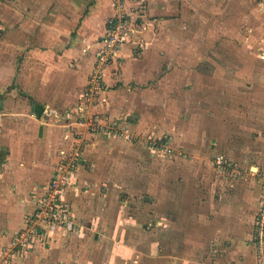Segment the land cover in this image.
Segmentation results:
<instances>
[{"label": "rangeland", "instance_id": "obj_1", "mask_svg": "<svg viewBox=\"0 0 264 264\" xmlns=\"http://www.w3.org/2000/svg\"><path fill=\"white\" fill-rule=\"evenodd\" d=\"M38 1L47 4L42 8L35 3L26 7L19 6L20 0H0V66L15 63L20 69L31 72L30 64L25 65L29 61L26 59L28 51L36 47L43 50L53 32H57L56 39L67 46L66 38L77 30L81 14L91 10L90 6L98 0H78L76 8L71 7L72 0ZM55 1L60 2L57 7L52 6ZM148 1L112 0L116 10L107 18L105 26L107 31L109 20L116 13H129L135 32L128 42L136 37L132 46L137 45L139 32L150 26L153 30L150 31L149 50L145 51L147 42L140 43L141 49L132 56L118 55L101 63L104 73L109 69L114 73L123 71L128 60L136 58L135 66L139 65L143 72L141 79L134 78L123 93L124 96L127 93V98L116 96L118 101H113L114 104L108 93L112 87H108L106 80L101 92H87V84L79 100L81 116L74 121H61V131L65 136L70 130L68 142L72 141V147L77 145L81 149V164L91 163L98 169L99 179L106 187L104 194L117 195L115 212L135 215L132 224L126 225L125 240L120 239L117 247H127L129 251L134 250V254H138L139 249H150L146 256L163 247L166 253L161 261L151 256L144 259V256L133 255L124 260V264H245L244 261L262 264L260 248L264 250V230L258 234L259 240H255V232L258 219L264 216V0H167L169 10L164 14L152 13ZM98 39L86 52L95 54L96 64L100 60L98 51L104 49ZM76 91L78 96L81 90ZM65 107L62 105L61 109ZM21 114L24 118L19 115L15 120H24V127L34 129L31 127L36 120L34 122L29 112L22 111ZM90 121L97 123L91 125ZM124 121L135 124L137 132H131L133 137L139 133L138 138L125 140L124 135L116 133L118 123L123 125ZM155 127L157 133L165 137V150H152L145 144ZM170 148L176 151L175 154ZM219 153L224 154L232 165L217 164L215 157ZM9 166L15 174L16 165ZM1 168L0 172H3ZM190 178L201 183L198 187L201 195L194 202L197 210L202 211L204 206L206 210L216 208L224 202L230 208L237 204L245 215L252 213L250 220L254 234H241L246 239V248L238 242L236 246L230 243L228 250L212 249L213 243L205 241L207 234L200 225L204 222L202 216L200 222L196 220L198 230L196 224L192 230L188 229L189 211L186 208L191 203L188 207L187 199L181 201L178 194L189 193ZM178 179H182L181 190L176 184ZM14 183L9 186L12 192L10 219L5 221L9 225L15 214L22 215L26 208L21 202L24 187ZM90 185L87 183L83 187V190L88 188V192L81 190L75 194L86 192L91 202L96 200L98 191L94 188L101 190V184H93V189ZM41 188L43 185H38L34 192L40 194ZM121 204L126 206L121 207ZM160 213L164 217L159 218ZM72 215L75 224L88 227L80 214L72 212ZM17 218L19 225L12 238L29 223L27 219L25 226L19 229L23 217ZM161 219L162 227L170 225L166 226V232L158 227ZM175 222L178 223L176 233L172 227ZM143 225L150 227L144 229L147 242L144 238L142 242L139 240ZM242 225L249 229L246 222ZM115 230L121 232L117 227ZM48 233L46 238L53 235V230L50 232L49 229ZM95 233L90 232L92 239ZM174 236L177 238L175 246L180 248L175 250L180 254L176 260L170 257L174 253ZM43 239L44 236L41 241ZM61 239V246L56 242L50 249L38 252L34 251L40 241L34 242L30 248H24L22 256L9 263L4 261L5 255L0 257V264H14L17 260H23V264H76L79 261L85 264L82 245V257L73 254L75 256L70 258L74 260H66V240ZM32 252L35 254L26 260ZM239 253L242 255L235 258ZM245 255H251V259Z\"/></svg>", "mask_w": 264, "mask_h": 264}, {"label": "crops", "instance_id": "obj_2", "mask_svg": "<svg viewBox=\"0 0 264 264\" xmlns=\"http://www.w3.org/2000/svg\"><path fill=\"white\" fill-rule=\"evenodd\" d=\"M20 1L21 4L19 6L26 7H30V4L35 3L37 7L40 6L42 8L47 4L46 2L38 0H27L28 2H24V0ZM149 1V8L152 13L164 14L166 10H169L167 0ZM70 2L72 8H76L79 3L78 0H72ZM113 3L112 0H98L95 4L90 6L91 10L81 14V18L79 17L78 19L77 30L74 29L73 35L66 38L65 42H68L67 46H63V41L56 39L58 33L53 32L54 34L50 33V38L46 40L44 46H47L43 50H39V47L35 49L31 48L28 51L29 57L26 58L29 61L25 64H30L32 68L31 72L27 69H20V66L15 63L8 66L5 64L0 66V102L2 104V108L0 109V166H2L1 170H3V172H0V193L2 192L0 194V227L2 228L0 230V245L9 243L12 238L11 236L17 232V230H15L19 225V218H17V216L23 217L21 221L23 225L19 229L25 226L27 216L34 207L35 189L38 185L48 183L52 176L49 177V175L53 173L52 171L55 170L62 160L61 151L63 149L70 151L73 148L72 141L70 144L68 142L70 141L68 139H71V132L68 130L67 134L64 136L61 131L63 129L61 121H66V119L74 121L80 116V96L88 83L89 74L95 64V54L90 55L86 52L90 48L89 45L92 44L96 38L101 39L105 35L106 20L110 15L114 14L116 10ZM59 4V1H55L52 3V6L57 7ZM151 30L153 29H150V26H147L145 30H141L138 35L139 43L132 46L133 41H137V39H135L136 37L134 38L135 40L133 39V41L128 42L122 49V53L120 54L121 57L132 56V54L141 49L140 43L142 45L147 42L145 51L149 50V46H151L150 44L152 42ZM79 32L81 34L77 36ZM97 35H99V37ZM135 60L137 59L130 58L124 66L123 71H121V69L119 72L117 70L112 73L110 71L112 69H109L107 73H105L106 83L108 87H112L108 90V93L113 98L110 101L111 104H114L113 101H118L116 96H122L126 87L132 84L134 78L136 80L141 79L143 74L142 68H139V65L135 66ZM31 75H33V77ZM2 84L5 85L2 87ZM78 88L81 91L79 95L76 96V89ZM13 95H15V97ZM123 97L126 99L127 93L120 98ZM62 105H66V107L61 109ZM22 111L29 112L34 122L36 120V123L31 127H34V129L30 130L24 127L26 125L24 120H15L19 115L20 118H24L21 114ZM29 118L30 117H28V121L30 120ZM28 121L26 120V122ZM28 123L30 124L32 121ZM128 126L131 130L136 131L134 123H130L129 121ZM150 134L165 139L164 135L157 133L156 127L151 130ZM135 135L136 136L132 137V139H123L134 140L138 138L139 133H135ZM31 138H33V141ZM105 139L108 140L107 138ZM9 165H16L15 174L13 170L10 169ZM45 177L49 178L44 179ZM99 177L98 169L94 168L93 164H81L77 181L66 188L63 195V199L70 206L73 214H80L83 221L87 224L88 227L86 231L76 233L66 228L55 227L52 229L53 235L47 238L45 237V239L38 244L37 251L34 252H38L42 249H50L56 242V245L61 246L59 241L62 240L61 237H64L66 240V242L64 241L66 260H68V258L72 259L70 257L75 256L73 254H77V258L81 256V245L83 248L82 255L86 261L85 264H124V260L130 259L133 255H138L139 257L144 256V259L151 256L155 258L156 261L164 259L166 253L163 252V247L156 248V253L150 256H146V252H149L150 249L144 248L142 245L141 246L145 250L139 249L138 254H134V250L129 251L127 247H117L120 239L125 240L126 237L124 236L127 232L126 225L129 226L132 224L135 215L134 213H121L119 215L118 212H115V204L118 197L117 195L115 196L114 193V195L104 194L106 190L104 186L105 183H102ZM35 181L39 182L35 183ZM181 181L182 179H178L176 183L177 186H179V190L182 188ZM12 182H15V186L24 187L25 192L21 197V202L26 208L22 215L15 214V219L13 218L9 225L8 222L6 223L5 221H9L8 219H10L8 216L10 212L9 203L12 197L10 194L12 192L9 186ZM87 183L91 184L90 186H92V189L94 188L93 184H101V190L96 187L94 188L98 192H96V200L92 202L90 196L85 195L86 192L75 194V192H81L84 185H87ZM196 184H198V186ZM206 185L205 183V186ZM199 186H201L200 181L199 183H195V180L190 178L188 186L189 193L178 194L180 195L179 197H181V201L187 199L189 203L188 207L191 203V206L186 208L189 211L187 213L188 229L192 230L195 228L196 224L198 230L196 220L200 222L199 218L202 216L204 217L202 218L204 222H200V225L202 230L203 228L205 229V234H207L205 241L213 243L212 249L215 247L217 250H228L231 249L230 243H234L233 245L236 246L238 242H240L242 248H246L244 244V240L246 239H244V236H241V234L245 232V236H251L253 233L252 220H250V218H252V213L245 215L242 212L243 208L237 207V204L230 208L226 206L224 202L216 208H208L206 210V206H204L205 208L202 209V211L197 210V203L194 204V202L197 201L201 195L198 188ZM195 187L197 188L195 189ZM41 190H43V188H41ZM87 190L88 188H84L83 191ZM177 190L178 189H176V191ZM86 196L89 199H86ZM205 196H208V194ZM83 197L85 199H83ZM111 201L113 202L111 203ZM205 204H207L206 201ZM124 206H126V204H121V207ZM254 207L255 204L252 208ZM112 217L113 220H111ZM160 217H164V215L160 213L159 218ZM242 218H244L245 221H243ZM162 222V219L158 220V227L166 232V226L170 225L164 224V227H162ZM243 222L248 224V230L243 227ZM175 223L172 225L174 233L177 231L178 224ZM115 227L121 229V232L117 231L120 236H117ZM179 227L181 228L180 224ZM145 228L150 229L148 225H143L141 226V235L136 232L140 236L139 240H141V242L143 238L147 242L148 235H144ZM137 229H139V227H137ZM93 231L96 232L94 234V239L90 237V232ZM203 239L204 237H202V240ZM176 244L177 238L174 236V253L170 255L174 260L180 258V254L175 253V250L178 251L180 249L178 247L179 245L175 246ZM34 252L28 255L26 260L32 258L35 254ZM90 252H92L93 255ZM78 254L80 255L78 256ZM240 255L242 254H237L235 258H238ZM246 257H248V255ZM246 257L245 259H247ZM22 261L23 260H17L14 264H23ZM76 262L78 261L76 260ZM244 263L246 264V261H244ZM76 264L83 263L79 261Z\"/></svg>", "mask_w": 264, "mask_h": 264}, {"label": "built area", "instance_id": "obj_3", "mask_svg": "<svg viewBox=\"0 0 264 264\" xmlns=\"http://www.w3.org/2000/svg\"><path fill=\"white\" fill-rule=\"evenodd\" d=\"M135 29L131 25L130 14L127 12L116 13L108 23L106 34L102 39L98 40L104 48L100 53V60L94 64L90 72L87 92L96 93L102 91L105 84V73L101 70V63L120 55L122 47L132 37ZM81 112V106H80ZM81 116V114H80ZM118 121H121L118 119ZM116 122V121H115ZM123 122V121H121ZM123 125L118 123L116 133L124 135L125 139H132L133 134L129 122L124 121ZM81 123V119H80ZM97 122L90 121L91 125ZM103 124V123H102ZM109 128V127H108ZM160 142V143H159ZM166 140L150 135L149 140L145 141L147 147L153 149H166ZM172 151L173 149L170 148ZM175 154V151H173ZM62 160L55 168L48 183L43 185L40 194H34V207L32 213L27 217L28 225L19 231L9 243L0 245V257L6 256L4 261L9 263L15 260L25 251L24 248H30L34 242L40 241L42 237H46L53 228L64 226L65 228L81 233L86 231V226L72 221V210L63 199L66 188L73 185L79 176L81 166V149L76 145L70 151L63 149L61 151ZM215 162L222 166L232 165V162L225 158V155L219 153L215 157ZM256 240H259L258 234L264 230V216L257 221ZM51 236V235H50ZM262 264H264V250L260 248Z\"/></svg>", "mask_w": 264, "mask_h": 264}, {"label": "trees", "instance_id": "obj_4", "mask_svg": "<svg viewBox=\"0 0 264 264\" xmlns=\"http://www.w3.org/2000/svg\"><path fill=\"white\" fill-rule=\"evenodd\" d=\"M2 108V104H1V102H0V109Z\"/></svg>", "mask_w": 264, "mask_h": 264}, {"label": "bare ground", "instance_id": "obj_5", "mask_svg": "<svg viewBox=\"0 0 264 264\" xmlns=\"http://www.w3.org/2000/svg\"><path fill=\"white\" fill-rule=\"evenodd\" d=\"M255 168V167H254Z\"/></svg>", "mask_w": 264, "mask_h": 264}]
</instances>
